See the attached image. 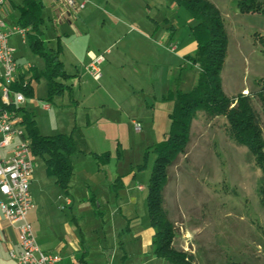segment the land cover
Listing matches in <instances>:
<instances>
[{
    "label": "crops",
    "instance_id": "0c3cea01",
    "mask_svg": "<svg viewBox=\"0 0 264 264\" xmlns=\"http://www.w3.org/2000/svg\"><path fill=\"white\" fill-rule=\"evenodd\" d=\"M42 1L48 14L42 15L41 28L48 21L55 32L54 46L47 47L59 48L68 76L62 80L63 93L29 104L41 108L44 116L40 119L25 102L21 107L33 114L42 135H71L75 150L70 156L73 175L67 190L47 173L44 157L31 154L33 162L42 159L31 176L33 208L27 215L37 245L44 252L58 253L59 264H166L153 253L154 230L149 225L147 205V217H143L142 198L137 192L143 187L131 183L137 178L134 173L131 182L124 181L119 165L125 151L131 149V137H135L142 161L131 168L146 169L147 163L137 168L145 152L169 131L173 102L165 96L172 82L189 89L196 82L199 67L186 59L196 51L190 15L178 0H88L76 14L52 0ZM220 13L225 21L227 15ZM99 53L104 61L101 77L94 80L86 68L91 57ZM32 68L39 76L44 62L42 69L29 63L20 66L19 73L28 79ZM41 78L31 82L33 96L35 83ZM248 91L243 88L241 93ZM133 121L140 123V130L134 129ZM196 121L191 124L190 137ZM18 140L15 138L1 154L8 155ZM105 153L108 159L100 160ZM168 184L169 179L164 208L171 221L180 219L183 225L189 215L186 200L193 202L190 186L185 180ZM189 233L181 232L173 245L188 251L185 237ZM10 249L20 251L16 224L7 222L0 212V264H18L9 257Z\"/></svg>",
    "mask_w": 264,
    "mask_h": 264
},
{
    "label": "rangeland",
    "instance_id": "374dc122",
    "mask_svg": "<svg viewBox=\"0 0 264 264\" xmlns=\"http://www.w3.org/2000/svg\"><path fill=\"white\" fill-rule=\"evenodd\" d=\"M22 1L12 0L1 13L7 24L16 22ZM213 1L217 3L218 10L227 15V55L221 70L224 91L234 97L247 88L248 93L254 95L259 80L264 81V52L255 36H264V15L238 13L236 0ZM46 14L47 10H43L42 15ZM189 18L190 25H193L194 21ZM45 26L41 28L45 45L54 46L53 27L48 21H45ZM9 43L16 49L15 57L21 68L29 63L42 69V58L32 53L19 35L10 36ZM46 96V83L41 78L35 83L34 96L25 101V106L30 107L37 119L44 116L43 111L29 104L42 101ZM251 103L264 137V112L255 96ZM196 119L186 155L169 171L168 186L185 180L194 202L186 200L185 208L189 215L185 224L182 225L180 219L172 221L176 228L175 237L181 236L185 230L190 231L185 238L187 252L192 255L194 264H264V204L258 192L261 171L248 150L228 137L224 118L208 120L199 113ZM131 138V149L125 151V159L119 166L125 175L124 181L131 182L132 174L137 175L131 183L143 187L137 192L142 198L141 209L146 218L147 185L154 155L149 151L145 170L132 169L142 158L136 151L135 137ZM37 162H42V159L36 158L34 166ZM182 191L187 198V190L183 188Z\"/></svg>",
    "mask_w": 264,
    "mask_h": 264
},
{
    "label": "trees",
    "instance_id": "16d2710c",
    "mask_svg": "<svg viewBox=\"0 0 264 264\" xmlns=\"http://www.w3.org/2000/svg\"><path fill=\"white\" fill-rule=\"evenodd\" d=\"M189 13L194 24L191 36L196 42V51L186 59L197 64L199 71L195 84L189 90H182L172 82L165 99L173 102L169 115L170 127L163 140L151 146L144 154L145 167L149 151L154 161L147 185L146 205L149 225L153 228V253L166 264H194L193 257L187 251L176 248L173 240L176 236L174 223L169 219L164 208V188L169 179L170 168L187 153L190 140L191 124L199 113L210 120L222 117L225 131L236 144L245 147L252 155L255 165L261 171L259 185L260 200L264 204V137L253 109L251 98L258 100L264 112V81L259 80L254 95L239 93L228 96L222 86L221 70L227 55L228 34L225 21L218 8L210 0H178ZM42 0H23L18 6L19 16L16 23L29 28L26 43L32 53L42 58L44 70L39 73L47 83V101L64 91L62 80L68 76L59 58V48L48 49L43 40L41 26L44 22ZM236 8L241 14L264 15V0H236ZM258 44L264 52V36L255 34ZM28 79L18 74L12 85L14 91L21 92L25 98L33 96L32 80L38 79L36 68ZM4 107L0 103V108ZM9 110L20 112V125L29 141L32 155L44 157L47 173L55 178L58 186L67 190L73 175L70 156L74 153V141L69 134L45 136L39 132L34 116L21 106L11 105ZM109 154L99 156L108 159Z\"/></svg>",
    "mask_w": 264,
    "mask_h": 264
},
{
    "label": "built area",
    "instance_id": "2783aa9c",
    "mask_svg": "<svg viewBox=\"0 0 264 264\" xmlns=\"http://www.w3.org/2000/svg\"><path fill=\"white\" fill-rule=\"evenodd\" d=\"M63 5L70 13L76 14L85 8L88 0H52ZM12 0H0V212L10 224H16L18 244L20 251L10 249L8 254L18 264H59L61 257L58 253L42 251L33 235L30 222L27 219L29 211L33 208L30 193L31 176L34 169L29 141L23 128L19 126L20 117L8 107H20L25 102L24 95L12 89L16 82L20 66L15 57L16 49L10 45L9 38L19 35L23 43L26 42L29 28H23L16 22L7 24L1 13L6 10ZM104 55L99 53L91 57L87 71L94 80L101 77V64ZM31 68V66H27ZM44 107H48L45 105ZM135 130H140V123L133 121ZM9 154L3 156L1 150L13 144Z\"/></svg>",
    "mask_w": 264,
    "mask_h": 264
}]
</instances>
